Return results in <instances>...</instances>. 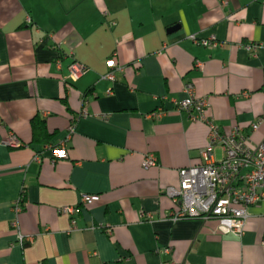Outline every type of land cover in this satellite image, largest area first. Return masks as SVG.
Here are the masks:
<instances>
[{
    "label": "crops",
    "instance_id": "obj_1",
    "mask_svg": "<svg viewBox=\"0 0 264 264\" xmlns=\"http://www.w3.org/2000/svg\"><path fill=\"white\" fill-rule=\"evenodd\" d=\"M73 61L87 71L70 83ZM186 82L222 133L264 116V0H0V264H264V200L241 238L168 218L166 188L207 142L206 123L174 107ZM36 116L49 139L34 140ZM8 132L24 146H5ZM68 135L52 162L46 148ZM263 139L264 120L250 142ZM75 205L73 225L58 210Z\"/></svg>",
    "mask_w": 264,
    "mask_h": 264
},
{
    "label": "built area",
    "instance_id": "obj_2",
    "mask_svg": "<svg viewBox=\"0 0 264 264\" xmlns=\"http://www.w3.org/2000/svg\"><path fill=\"white\" fill-rule=\"evenodd\" d=\"M189 39L197 46L206 49H214L220 45L214 36L201 38L196 35ZM255 47L249 46V51ZM110 71L104 76L108 81H114L113 71L119 67L113 59H109ZM198 67L201 65L198 64ZM87 71L86 66L73 61L68 68L66 80L74 83ZM185 97L174 101V107L178 111L185 112L192 119L204 121L208 127L206 146L200 151L201 162L180 168L178 171L179 181L177 187H168L165 194L172 201V210L168 218L172 221L181 219L217 220V231L221 234L241 238L248 219L249 207L264 200V139L257 145L252 146L250 134L258 129L264 116L258 118L248 126L235 125L226 134L220 131L218 124L212 119H207L205 110L208 106L207 98L197 97L193 92L190 82L184 84ZM162 111L157 110L151 114L158 116ZM73 132V123L68 127V133ZM66 141L57 147H47L52 162L58 159H66ZM3 144L9 148H19L24 145L12 133L8 132ZM219 149L221 157L215 158L214 151ZM156 159L152 154L144 157L143 167L156 166ZM96 200V196L81 194L80 205L87 206ZM22 195L13 204L15 213L22 210ZM80 205L65 206L58 211L68 216L75 224V217L79 213ZM150 220L151 217L149 216ZM17 228L16 222L12 223ZM22 239H20L21 241ZM170 248L164 250L170 253Z\"/></svg>",
    "mask_w": 264,
    "mask_h": 264
},
{
    "label": "trees",
    "instance_id": "obj_3",
    "mask_svg": "<svg viewBox=\"0 0 264 264\" xmlns=\"http://www.w3.org/2000/svg\"><path fill=\"white\" fill-rule=\"evenodd\" d=\"M32 129L35 141H41V139H39L40 137L44 140H46V138L49 139V135L46 133L44 121L39 119L37 116L32 119Z\"/></svg>",
    "mask_w": 264,
    "mask_h": 264
},
{
    "label": "water",
    "instance_id": "obj_4",
    "mask_svg": "<svg viewBox=\"0 0 264 264\" xmlns=\"http://www.w3.org/2000/svg\"><path fill=\"white\" fill-rule=\"evenodd\" d=\"M176 29H177V26L176 25L175 26H172V27L168 28L167 33L173 32Z\"/></svg>",
    "mask_w": 264,
    "mask_h": 264
}]
</instances>
